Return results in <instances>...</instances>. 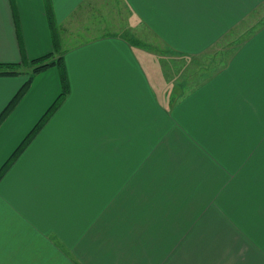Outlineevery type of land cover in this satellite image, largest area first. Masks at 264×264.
<instances>
[{"label": "crops", "instance_id": "crops-1", "mask_svg": "<svg viewBox=\"0 0 264 264\" xmlns=\"http://www.w3.org/2000/svg\"><path fill=\"white\" fill-rule=\"evenodd\" d=\"M46 5L70 90L0 178V257L17 246L26 251L17 264H264V0H0V64L23 71L0 76V113L31 71L24 61L54 51ZM225 42L217 69L177 89L168 56L192 59ZM59 83L56 67L38 73L0 125V168ZM85 93L88 149L100 145L101 168L89 152L76 172L37 139ZM31 103L42 105L35 116Z\"/></svg>", "mask_w": 264, "mask_h": 264}, {"label": "rangeland", "instance_id": "rangeland-1", "mask_svg": "<svg viewBox=\"0 0 264 264\" xmlns=\"http://www.w3.org/2000/svg\"><path fill=\"white\" fill-rule=\"evenodd\" d=\"M263 15L264 13L260 9L256 13L257 19H263L264 18ZM54 36H55L57 44L59 45L61 41H59V38L57 37V33L55 31H54ZM145 40L146 42L149 41L147 36ZM150 42L151 43H148L149 45L153 46V48L159 49V47H157L154 44L153 40H151ZM227 47H228V44L226 45V42H225V44H221L214 50H211L210 53L196 57V58H192V59H186L184 57H182L181 59L180 56H177L176 54L168 56L172 59L171 62L169 63V65L173 66L171 68V71L172 69H177V71L170 72L171 75H174V80H175V81L173 80L174 84L176 86H179V88L177 89H181L183 93H188L191 91L192 88L201 84L205 80L204 78L208 77V74H209L208 70L214 71L215 69H217L216 67L220 63V61L222 59L224 60L226 51L228 52ZM172 56H174V58ZM58 80H59V77H58ZM59 88H60L59 90V93H60L61 92L60 83H59ZM16 90L13 93V95L17 92ZM68 90H70L69 87H68ZM70 95H72V93H70ZM90 97L91 96H89L88 93H85L84 95H80V96L74 94L71 99L67 100L68 101L67 104L64 106V108L59 113V115L61 116H56L51 122V124L48 126L44 136L41 135L37 139V141H39L38 143H41V141H43L44 138L51 140L52 142L50 143L53 145V149L55 151L64 152V155L67 160L73 159L75 161V171L76 172L78 169L80 171L83 165H88L89 152H90V156H92L94 159L96 155H98L101 152V148L99 147L100 146L99 144L94 149H91V150L88 149L87 130H88L89 119L92 117V115L89 112L90 105L87 103L80 102L79 99L86 98V101L88 102L87 98H90ZM160 100H161L160 102L162 106L165 108L164 97H161ZM51 104L52 103H50V105ZM82 104H87L88 108L84 107ZM50 105H48V107L43 111V113H45V111L50 107ZM40 106L42 105L37 104V103H31L28 109V112H31L33 116H35V113L40 108ZM42 114L40 115V117L42 116ZM97 117H98V114H97ZM39 118L36 121H34V124L39 120ZM100 123L106 125V124H109V121L107 118L101 117ZM112 123L114 126L116 124L119 126L120 121H116V119H113ZM127 126H128V123L123 126L124 133L128 131L126 129ZM56 130H59V133H58L59 141L56 139H53V138H56L55 136L53 138L45 137L46 134L49 135L50 133ZM112 131L120 132V130H112ZM133 134L137 135V133L135 132ZM101 136L103 137L104 135L102 134ZM19 142L17 143V145L19 144ZM104 142H105L106 148H109V145L111 144L114 145L116 144L117 141H112V142L104 141ZM92 167L96 169L101 168L99 165H97L96 159L92 163ZM58 169L63 171L66 176L68 166L65 163V160L63 164L62 163L59 164ZM89 170L90 169L86 167L85 173H88ZM255 170H256L255 173L257 172V174H259V169L256 168ZM101 173H103V171ZM255 173H253V175H255ZM95 177L97 179V182H100L99 175H96ZM102 179L104 178L102 177ZM82 184L84 187H87L88 185V183H82ZM70 189L71 187L69 188V190ZM110 198H111L110 194H106V193L99 196V199L103 202L109 200ZM192 202H193L194 212H198L199 210H201L203 201L198 199V200H192ZM46 204H49V203L46 202ZM34 232H35L36 237H38L37 236L38 232L37 231H34ZM36 249L37 251H39L40 246L37 245ZM17 255L21 257L19 260L16 259ZM25 256H26L25 248L21 249L16 246L15 251L12 252V259L10 260L4 254V256L0 257V264H17L18 261L22 262L24 260L23 257ZM30 256H31V252L28 251V257L30 258Z\"/></svg>", "mask_w": 264, "mask_h": 264}, {"label": "trees", "instance_id": "trees-1", "mask_svg": "<svg viewBox=\"0 0 264 264\" xmlns=\"http://www.w3.org/2000/svg\"><path fill=\"white\" fill-rule=\"evenodd\" d=\"M48 7L46 5V13L49 12ZM14 18H17L15 13H14ZM48 19L50 21V26L52 28L51 30H52V40H53V45H54V51L40 58L29 60V61H26V60L24 61V64L27 65V67L30 68L31 71L27 72L28 77L25 83L20 87V89L15 93V95L7 103L5 108L1 111L0 125L5 121L8 115L14 110L18 102L21 100V98L24 96V94L29 89L34 77L38 73L48 68L56 67L60 75L61 92L57 96V98L54 100L53 104L46 111V113L41 117V119L32 129V131L26 136V138L18 146L16 151L10 156V158L6 161V163H4V165L0 168V178L7 171L9 166L15 161V159L19 156L22 150L31 142V140L34 138L36 133L42 128L44 123L50 118L52 113L55 112L60 107V105L62 104V102L64 101V99L66 98L68 94V80H67L66 72L64 70L63 59L61 56L55 57V53H57L58 51L57 50L58 44L54 36L55 30H54V26L52 25L53 23L51 21V15H49V13H48ZM17 65L18 64H0V76H16L17 74L23 73V71ZM19 69L21 70V72L19 71Z\"/></svg>", "mask_w": 264, "mask_h": 264}]
</instances>
